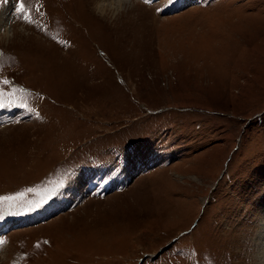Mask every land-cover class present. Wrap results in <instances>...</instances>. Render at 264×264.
Here are the masks:
<instances>
[{"label": "rangeland", "instance_id": "rangeland-1", "mask_svg": "<svg viewBox=\"0 0 264 264\" xmlns=\"http://www.w3.org/2000/svg\"><path fill=\"white\" fill-rule=\"evenodd\" d=\"M179 1L0 0V264H264V0Z\"/></svg>", "mask_w": 264, "mask_h": 264}, {"label": "bare ground", "instance_id": "bare-ground-1", "mask_svg": "<svg viewBox=\"0 0 264 264\" xmlns=\"http://www.w3.org/2000/svg\"><path fill=\"white\" fill-rule=\"evenodd\" d=\"M100 1H101L100 2V5H99L100 7L98 8L99 11L101 9L104 10V11H106L105 9H107V8L110 9L111 11L112 10L114 11L115 9H117V10L121 9L122 10L124 8V5L125 4H126V6L129 5L130 8H131V4H132V0H100ZM190 1L191 0H180L178 2V4H176V5H179V4H181V5L183 4L184 5V4H187V2H190ZM132 5H134V4H132ZM154 5H155V3H154ZM113 7H114V9H113ZM8 22H10V13H8V10L6 9V11L4 10V11H2L0 13V29L8 27V25H9ZM6 232H7L6 229H2L0 231V235L1 234H4ZM260 233L261 234L259 235V243H258V246H259V250H261L260 259H262V261L264 262V221L261 224Z\"/></svg>", "mask_w": 264, "mask_h": 264}]
</instances>
